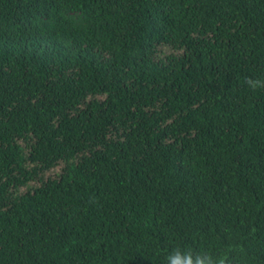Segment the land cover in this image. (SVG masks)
<instances>
[{
  "label": "trees",
  "instance_id": "16d2710c",
  "mask_svg": "<svg viewBox=\"0 0 264 264\" xmlns=\"http://www.w3.org/2000/svg\"><path fill=\"white\" fill-rule=\"evenodd\" d=\"M264 0H0V264H264Z\"/></svg>",
  "mask_w": 264,
  "mask_h": 264
},
{
  "label": "clouds",
  "instance_id": "9594fccd",
  "mask_svg": "<svg viewBox=\"0 0 264 264\" xmlns=\"http://www.w3.org/2000/svg\"><path fill=\"white\" fill-rule=\"evenodd\" d=\"M245 84L253 91L264 89V78H245ZM165 264H225L224 257H213L209 253L191 249L173 248L165 256Z\"/></svg>",
  "mask_w": 264,
  "mask_h": 264
}]
</instances>
